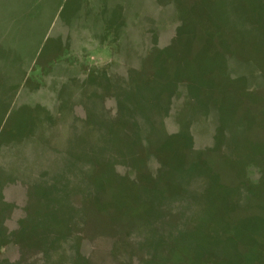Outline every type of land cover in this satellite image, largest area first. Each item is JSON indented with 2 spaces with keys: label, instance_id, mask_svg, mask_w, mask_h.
I'll return each mask as SVG.
<instances>
[{
  "label": "rangeland",
  "instance_id": "rangeland-1",
  "mask_svg": "<svg viewBox=\"0 0 264 264\" xmlns=\"http://www.w3.org/2000/svg\"><path fill=\"white\" fill-rule=\"evenodd\" d=\"M0 264H264V0H0Z\"/></svg>",
  "mask_w": 264,
  "mask_h": 264
}]
</instances>
